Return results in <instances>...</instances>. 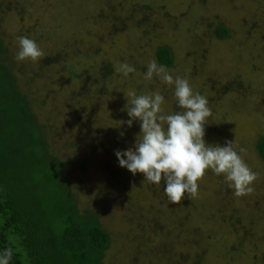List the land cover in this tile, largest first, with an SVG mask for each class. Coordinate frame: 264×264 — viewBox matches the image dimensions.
Wrapping results in <instances>:
<instances>
[{"label": "rangeland", "instance_id": "obj_1", "mask_svg": "<svg viewBox=\"0 0 264 264\" xmlns=\"http://www.w3.org/2000/svg\"><path fill=\"white\" fill-rule=\"evenodd\" d=\"M0 14L16 84L48 129L49 149L72 160L65 175L78 206L96 212L110 236L102 264H264V160L254 147L264 134V0H0ZM219 24L229 32L222 40ZM21 36L44 56L18 62ZM78 38L81 52L96 55L72 58ZM159 46L171 51L170 74L209 101L206 143L245 149L239 154L258 174L252 194L236 197L209 169L196 198L173 204L163 177L152 184L119 166L115 151L134 148L140 135V121L126 123L129 92H159L165 114L183 111L174 86L144 78ZM69 58L77 65L68 71ZM101 59L111 66L105 80L93 61ZM122 63L135 71L124 76Z\"/></svg>", "mask_w": 264, "mask_h": 264}, {"label": "trees", "instance_id": "obj_2", "mask_svg": "<svg viewBox=\"0 0 264 264\" xmlns=\"http://www.w3.org/2000/svg\"><path fill=\"white\" fill-rule=\"evenodd\" d=\"M21 7H15L18 18L25 5ZM228 34L222 24L214 30L217 39ZM79 39L70 42L72 58L96 55V48L81 52ZM5 52L0 33V252L13 248L10 264H102L110 248V236L96 212L78 206L65 175L72 160L61 159L49 149L48 129L38 122L31 100L18 88ZM154 57L165 68L173 65L167 46L157 47ZM72 58L63 64L66 70L77 65ZM93 61L98 62H93L95 69L105 80L110 64L105 59ZM254 147L264 160V134ZM89 148L93 150L95 144ZM192 234L202 237L198 231Z\"/></svg>", "mask_w": 264, "mask_h": 264}, {"label": "clouds", "instance_id": "obj_3", "mask_svg": "<svg viewBox=\"0 0 264 264\" xmlns=\"http://www.w3.org/2000/svg\"><path fill=\"white\" fill-rule=\"evenodd\" d=\"M19 51L15 59L38 61L44 56L37 43L27 37L18 38ZM124 76L135 71L134 67L122 63L117 69ZM159 78L164 84L174 86V96L183 111L165 114L162 109L164 96L159 92L152 95H137L134 91L128 96L132 99L126 107L130 119L140 121V135L134 148L116 150L115 155L120 167H125L135 175L142 173L144 179L152 184H161L163 177L164 193L173 204H179L186 196L196 198L199 184L207 170L222 175L236 197L253 193L252 187L258 174L244 161L239 153L245 151L233 140L220 144H208L205 125L212 116L208 99L193 93L188 80L175 78L163 66L152 60L147 65L146 80ZM166 126V127H165ZM13 248L7 247L0 252V264H10Z\"/></svg>", "mask_w": 264, "mask_h": 264}]
</instances>
